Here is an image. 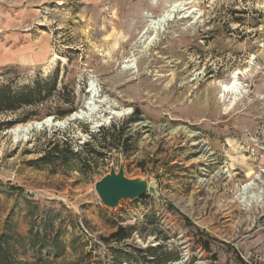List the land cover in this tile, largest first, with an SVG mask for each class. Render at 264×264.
Wrapping results in <instances>:
<instances>
[{"label": "rangeland", "instance_id": "1", "mask_svg": "<svg viewBox=\"0 0 264 264\" xmlns=\"http://www.w3.org/2000/svg\"><path fill=\"white\" fill-rule=\"evenodd\" d=\"M172 1L40 0L22 18L32 48L0 68V84L56 78L45 102L0 112V242L9 237L18 258L33 262L45 235L54 264H264V0H178L151 23ZM235 71L240 92H224ZM91 82L120 115L9 132L66 121ZM58 106L74 110L47 115ZM55 139L62 152L48 151ZM45 153L57 156L41 164ZM120 161L163 202L103 206L94 183ZM254 177L262 202L248 205L241 187ZM118 226L125 238H110Z\"/></svg>", "mask_w": 264, "mask_h": 264}, {"label": "trees", "instance_id": "2", "mask_svg": "<svg viewBox=\"0 0 264 264\" xmlns=\"http://www.w3.org/2000/svg\"><path fill=\"white\" fill-rule=\"evenodd\" d=\"M55 78L56 74L51 85L48 84L47 81L43 82L36 80L31 85H23L18 89H13L10 83L0 84V112H14L26 105H34L45 102L51 95L52 91L55 90ZM73 110L74 108L72 107L63 108L58 106L53 112L51 111L47 113V115H55L56 118L61 119L71 114ZM22 121H26V117ZM11 124H13L12 121H6L3 125L10 126ZM59 144L60 141L57 139L50 142L48 151L53 149L54 152L55 150L62 152V150L59 149ZM56 156V154L49 155V153H45L40 157L38 162L41 164L46 163L51 158H56ZM169 207L171 209L173 208L171 205ZM124 231V227L118 226L117 229L111 233L110 238H114L116 240L123 239L126 236ZM40 237L38 249H36L38 255L33 262L18 258L16 256L17 250L14 248V245L9 242V237H4V239L2 237L3 242H0V264H54L52 259L49 257H43L42 246L44 245L46 236L44 235ZM16 240H21V238L17 237ZM30 245L35 246L36 243L32 240L30 241ZM204 246H207V241L204 242ZM50 247L52 248V251L48 250V252L52 253L53 256H57L58 250L61 249L63 245L58 240L53 239V241L50 243Z\"/></svg>", "mask_w": 264, "mask_h": 264}, {"label": "bare ground", "instance_id": "3", "mask_svg": "<svg viewBox=\"0 0 264 264\" xmlns=\"http://www.w3.org/2000/svg\"><path fill=\"white\" fill-rule=\"evenodd\" d=\"M181 6V2L178 0H173L169 4H167L166 8H164L160 14L157 16V21L155 20H150L152 23H160L166 21L168 18H170L173 12H175L179 7ZM240 74L239 71H235L231 74L230 80L227 83H221L220 87L224 92L227 93H232V94H237L239 93V82H238V75ZM89 96L87 101L85 102V105L82 106L81 108H78L75 112L72 113L70 117L66 119V121H70L72 117L74 119H85L86 121L88 120L92 124V128H97L99 125H101L102 122H109L111 117L114 115H120L121 111L116 110L111 108L109 105H105L107 102L105 98H99V93L98 89L94 87L93 82L90 84V88L88 89ZM103 103V104H102ZM102 105H105L107 108V115L102 114V111L106 109H101L100 107ZM81 110V111H80ZM54 121V120H53ZM65 120L64 121H56L57 123L65 124L67 123ZM40 121H32V122H27L24 124H18L11 128L9 132L15 136V138H18L20 135H24L31 131L34 128V123H39ZM258 178L254 177V179L248 180L245 184L242 185L241 187V194L243 199L246 201V203L249 205L252 202L255 204H259L262 202V197L260 195L255 196L254 194L251 193V190L255 188L256 183L254 180Z\"/></svg>", "mask_w": 264, "mask_h": 264}, {"label": "water", "instance_id": "4", "mask_svg": "<svg viewBox=\"0 0 264 264\" xmlns=\"http://www.w3.org/2000/svg\"><path fill=\"white\" fill-rule=\"evenodd\" d=\"M69 120L72 121L74 118L72 117ZM52 124L55 126L65 125L53 122V117L48 116L39 123H34L33 129H40ZM94 190L99 201L109 209H116L121 206L122 202L133 201L144 195L163 202V199L158 194L156 183L140 176H126L122 161H120L117 169L111 166L108 172L95 181Z\"/></svg>", "mask_w": 264, "mask_h": 264}, {"label": "crops", "instance_id": "5", "mask_svg": "<svg viewBox=\"0 0 264 264\" xmlns=\"http://www.w3.org/2000/svg\"><path fill=\"white\" fill-rule=\"evenodd\" d=\"M39 1L0 0V68L20 64L26 59L24 54L31 50L32 42L28 37H21L18 28L24 15L31 14L30 7ZM21 40L27 41L28 44H22Z\"/></svg>", "mask_w": 264, "mask_h": 264}]
</instances>
